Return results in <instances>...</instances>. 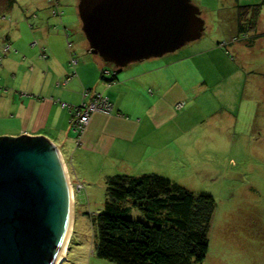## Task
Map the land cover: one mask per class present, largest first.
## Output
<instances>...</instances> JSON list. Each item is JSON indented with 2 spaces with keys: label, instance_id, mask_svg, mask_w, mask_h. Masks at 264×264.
Segmentation results:
<instances>
[{
  "label": "crops",
  "instance_id": "obj_1",
  "mask_svg": "<svg viewBox=\"0 0 264 264\" xmlns=\"http://www.w3.org/2000/svg\"><path fill=\"white\" fill-rule=\"evenodd\" d=\"M221 8H217L219 16L221 12L228 13ZM200 10L203 16L205 10ZM262 11L264 6L259 15ZM251 15V11H247L244 20L249 21ZM228 16L239 33L242 18L237 10ZM61 21L65 29L77 23L76 18L69 22L63 17ZM48 28V24L33 27L32 23L31 34L24 29L22 33L7 34L4 39L5 44L6 41L9 44V98L0 96V138H42L52 146L66 173L72 197L70 162L79 180L84 178L76 168L81 171L92 167L91 162L100 163V170L105 171L99 174H107L105 179L113 176L111 174L116 170L165 169L176 162L185 160L188 163L191 158L185 153L204 145L200 135L215 138L212 129L206 127L207 120L216 122L215 117L219 116L220 120L227 119L228 124L234 121L233 127L237 125L240 112L234 115V111L222 106L220 91L230 95L228 90H234L235 108L238 102L243 105L244 99L237 100L232 78L224 84L228 77L222 80L218 74L213 76L210 67L233 63L225 50L227 41L225 45L219 44L222 47L211 43L203 51L187 50L185 57L175 58L174 54L168 56L166 53L116 67L86 51L84 40L73 36L69 47V34L63 29L57 31L55 26ZM263 34H256L260 38L252 44H264ZM72 58L77 60L74 65L70 64ZM199 61L210 66H202ZM230 67H236L231 68L233 71L238 70L236 64ZM84 90H88L85 96ZM96 94L106 96L112 109L109 113L91 114L79 136L72 126V108L90 102ZM204 94L208 95V100L212 99L213 106L220 108L219 112L202 105L200 101ZM253 100L254 104H259L260 98ZM62 103L71 108L63 107Z\"/></svg>",
  "mask_w": 264,
  "mask_h": 264
},
{
  "label": "rangeland",
  "instance_id": "obj_2",
  "mask_svg": "<svg viewBox=\"0 0 264 264\" xmlns=\"http://www.w3.org/2000/svg\"><path fill=\"white\" fill-rule=\"evenodd\" d=\"M78 1L59 0L58 10L63 12L59 16L52 12V0H15L12 9L0 18V96L9 98L7 68L9 67L7 63L9 49H6L7 44L4 42L7 34L15 31L22 33L21 30L24 32V29L28 30L27 34H31L29 28L32 23L33 27L48 24V29L55 26L57 31L63 29L65 33H68V42L74 39L73 36L84 40L86 51L90 52L81 29ZM191 1L203 11L205 10L202 16L205 21L203 36L187 42L175 53H167V55L174 54L172 56L175 58L185 57L187 50L203 51L211 43L218 46L221 42L225 45L227 41L225 50L227 57L233 60L231 61L233 63L227 64L228 66L221 64L220 67L205 65L211 67L213 76L218 74L222 80H225V76L228 77L224 84L231 78L235 81L237 100L244 99L242 108L239 102L237 108L233 106L235 101L232 95L233 89L228 90L230 95L223 94L221 90L220 102L229 111H234V115L240 112L237 125L233 127L234 121L228 124L225 122L227 119L220 120L219 116L214 118L216 122L207 120L206 127L212 129L215 138L211 139L209 137L211 135H205L206 138H203L200 135L204 145L185 153L191 158H188V163L184 162L185 160L178 164L176 162L166 166L165 169L116 170L111 175H115L114 173H129L135 176L150 173L164 174V177L195 195L211 194L215 200V208L208 234L209 249L202 264H264V50L262 49L264 44L263 42L262 45L260 42L252 44L260 38L256 37V34L264 33V11L259 15L260 19L256 28H248L244 37L241 33H236L228 16L235 9L237 12L242 8L249 9L251 4L259 3L261 0ZM3 2L4 0H0V11ZM221 7L228 13L221 12L222 15L219 16L217 8ZM233 7L236 8L233 10ZM63 17L70 20L69 22H73V18H76L77 23L70 24L65 29L63 28L64 20L61 21ZM229 40L235 43H229ZM92 55L101 58L98 55ZM199 63L202 65L203 62L199 61ZM233 64L237 65V71L231 70L236 68L230 67ZM205 95L201 97L202 105L209 106L208 108L212 110L218 109L219 112L220 108L213 106L212 99L208 100V95L206 97ZM254 97L260 98L259 104H254ZM209 101L212 103L209 104ZM68 164L73 181V198L70 207L72 219L68 235L69 242L60 264H116L100 258L96 251L97 216L103 211L106 201L105 175L107 174L100 175V171L105 170H100V163L91 162L92 167L81 169V171L76 168L84 178L79 180L71 162ZM69 185L67 184L68 190H71ZM130 217L136 219L140 217V213L133 210L130 212Z\"/></svg>",
  "mask_w": 264,
  "mask_h": 264
},
{
  "label": "water",
  "instance_id": "obj_3",
  "mask_svg": "<svg viewBox=\"0 0 264 264\" xmlns=\"http://www.w3.org/2000/svg\"><path fill=\"white\" fill-rule=\"evenodd\" d=\"M77 9L90 52L116 67L174 52L205 29L191 0H79ZM67 183L42 138H0V264L58 262L71 222Z\"/></svg>",
  "mask_w": 264,
  "mask_h": 264
},
{
  "label": "trees",
  "instance_id": "obj_4",
  "mask_svg": "<svg viewBox=\"0 0 264 264\" xmlns=\"http://www.w3.org/2000/svg\"><path fill=\"white\" fill-rule=\"evenodd\" d=\"M56 1L58 6L53 7L58 10ZM14 4L15 0H4L0 18ZM263 6L261 2L239 10L238 31L243 37L255 26ZM247 11L252 13L249 21L244 20ZM29 142L41 143L39 139ZM214 208L211 194L195 195L163 175L110 176L104 209L97 216V254L116 264H202ZM133 210L140 217L131 218Z\"/></svg>",
  "mask_w": 264,
  "mask_h": 264
},
{
  "label": "built area",
  "instance_id": "obj_5",
  "mask_svg": "<svg viewBox=\"0 0 264 264\" xmlns=\"http://www.w3.org/2000/svg\"><path fill=\"white\" fill-rule=\"evenodd\" d=\"M52 1H53L52 4L55 7H57L58 2L56 0H52ZM59 13H61L59 10L57 9L53 10L54 15H57ZM68 46L69 47L72 46V43L70 41L68 42ZM8 48L9 46L6 47L7 50ZM41 55L42 57L46 56L44 52H42ZM76 62L77 60L75 58H72L70 64L74 65ZM68 79L69 78L67 77L66 80ZM87 92L88 90H84L83 96H85ZM62 106L71 108V106H68L66 103H62ZM111 109H112V105L108 100V98L101 94H96L95 97L90 102L88 103L83 102L81 103L80 106L72 108V117H71L72 126L78 132V135L79 134L81 135L86 125L88 124L91 114L95 112L109 113Z\"/></svg>",
  "mask_w": 264,
  "mask_h": 264
},
{
  "label": "bare ground",
  "instance_id": "obj_6",
  "mask_svg": "<svg viewBox=\"0 0 264 264\" xmlns=\"http://www.w3.org/2000/svg\"><path fill=\"white\" fill-rule=\"evenodd\" d=\"M62 170H63V168H62ZM72 193H71V190H69V200H70V207H71V204H72ZM70 213H71V219H72V211L70 210ZM70 228H71V222H70V226H69V231H68V235L70 234L69 232H70ZM68 236H67V240H66V245H67V242H69L68 241ZM66 245H65V248H64V251H63V254H62V256L60 257V259L58 260V262L56 263V264H60V262H61V260L64 258V254H65V250H66Z\"/></svg>",
  "mask_w": 264,
  "mask_h": 264
}]
</instances>
